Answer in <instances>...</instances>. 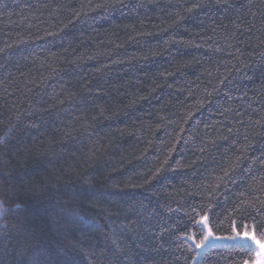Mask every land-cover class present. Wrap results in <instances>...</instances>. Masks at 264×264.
<instances>
[{"label":"trees","instance_id":"obj_1","mask_svg":"<svg viewBox=\"0 0 264 264\" xmlns=\"http://www.w3.org/2000/svg\"><path fill=\"white\" fill-rule=\"evenodd\" d=\"M0 264H246L264 230V0H0Z\"/></svg>","mask_w":264,"mask_h":264},{"label":"rangeland","instance_id":"obj_2","mask_svg":"<svg viewBox=\"0 0 264 264\" xmlns=\"http://www.w3.org/2000/svg\"><path fill=\"white\" fill-rule=\"evenodd\" d=\"M201 223H202L203 228L206 231V235H208V232L210 230L212 232V234H213L214 237H225V239H214L213 237H209V240L206 242V244H205V246L203 248H197L199 255L202 253V251L208 245H210L212 243H216V242H230V241H235V242H240V243L245 244V239L231 240V239H226V237H232V236H235L237 234H239L241 237H245V238H250L252 236H255V234L252 233V232H242V233L236 232L233 235H219V234H215L210 229V226H209V223H208V220H207L206 217H203L201 219ZM255 237H256V240L260 241V245H264V238L261 239V238H258L257 236H255ZM260 245H257L255 243V241L252 242V248H254L255 251H256V258H255L254 262H252V263H246V264H264V247H261Z\"/></svg>","mask_w":264,"mask_h":264},{"label":"snow or ice","instance_id":"obj_3","mask_svg":"<svg viewBox=\"0 0 264 264\" xmlns=\"http://www.w3.org/2000/svg\"><path fill=\"white\" fill-rule=\"evenodd\" d=\"M4 212H7V208L3 206V201H0V214H3ZM261 235L264 236V230H262ZM209 237H213L214 239H225V237H214L212 232L209 230L208 235H205L202 240L197 243V248H203L206 244V242L209 240ZM226 239L231 240H238V239H245L244 245H234L235 247H240L244 251H251L254 250L252 248V242L255 241L257 245H260V241L256 240L255 236H252L250 238L241 237L239 234L232 236V237H226ZM261 247H264V245H260ZM199 255V253L197 254Z\"/></svg>","mask_w":264,"mask_h":264}]
</instances>
